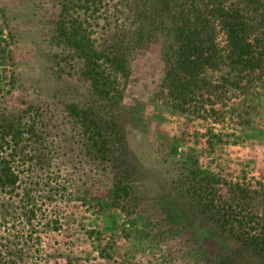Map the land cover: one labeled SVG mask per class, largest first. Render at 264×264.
Masks as SVG:
<instances>
[{"label":"rangeland","instance_id":"obj_1","mask_svg":"<svg viewBox=\"0 0 264 264\" xmlns=\"http://www.w3.org/2000/svg\"><path fill=\"white\" fill-rule=\"evenodd\" d=\"M79 1L0 0V145L6 148L2 137L13 139L1 128L6 120L30 123L43 113L45 128H34L53 144L50 171L72 195L44 206L35 200L62 220L48 227L37 212L30 241L24 189L44 195L46 172L26 164L29 148L21 144L14 168L22 183L0 185V255L15 264H220L219 253L264 227V76L246 89L245 73L209 68L203 78L218 89L198 86L196 102L186 106L167 81V32L153 12L124 17L119 0H103L90 20V5ZM87 38L110 57L128 49L130 70L117 75L120 86L107 99L95 96L82 71ZM217 42L227 45L222 30ZM75 108H92V120L102 121L100 145ZM127 181L124 210L116 189ZM244 189L252 194L241 200ZM206 199L231 206L222 213L227 225L211 228L210 216H202Z\"/></svg>","mask_w":264,"mask_h":264},{"label":"trees","instance_id":"obj_2","mask_svg":"<svg viewBox=\"0 0 264 264\" xmlns=\"http://www.w3.org/2000/svg\"><path fill=\"white\" fill-rule=\"evenodd\" d=\"M63 1L65 4L75 7H78L80 2L79 0ZM102 3L103 0H85L84 4L91 7L89 8L90 20L97 19L93 16H95L94 13L99 10ZM118 6L119 9L116 12L124 17L128 16V13L134 16H142L147 14V11H151V13H154V18L166 29L164 55L168 63L167 81L173 89L176 100L186 106L196 102L194 97L199 90L198 86L218 89L214 82L203 78L204 73L209 68L213 69L222 65L239 73H245L249 79L246 86H244L246 89H251V85L255 82L258 83L264 76V0H119ZM87 24L89 28L92 27L91 23L87 22ZM97 27L100 28V26ZM219 30H222L227 36V45L224 48L217 42ZM92 33L90 30L84 32V34L89 35ZM85 41L87 43L86 50L81 52L82 55L79 57V59L84 60L83 74L91 80L96 93L95 96L107 99L110 95L109 88L118 84V81H116L117 75L120 74L124 77L130 70L127 59L128 49H123L119 56L114 58L106 55L103 50H98L96 44H94L96 43L95 40L87 38ZM70 47L72 46L70 45ZM79 50H82V48H79ZM118 85L120 86V84ZM75 110L77 117L91 123V125H83L85 134H92V139H90L93 143L100 145L101 142L98 141V138L104 137L102 134V121L92 120V108L83 111H78L75 108ZM43 119L44 114L41 113L37 114V117H32L30 123H22L21 119L12 116L6 120L5 126L1 127L5 133L4 135L13 139L5 141L3 137L1 138L6 148L0 145V153L2 154L0 156V185L3 187H6V185L16 187L18 183H22L20 177L17 176V170L14 168L16 163L14 153L23 143L26 148H29V151L22 156L26 164H31L32 167L40 168L46 172V182L43 183L45 187L44 195L38 196L37 199L32 196L36 193V190L30 188L27 191L24 189L26 207L22 209L26 212L22 216L26 219L25 225L28 228L26 232L24 231V235L27 233L26 237L30 241L32 235L36 234L37 227L33 225V221L36 219L37 212L43 213V219H47L48 224H50L48 227L55 224L61 225L62 220L59 211L53 208L46 211L44 208L38 207L35 200L44 206L43 201L52 202L56 201L57 198H62L63 195L65 197L72 196L68 192L69 187L62 184L59 177L50 171L52 157L55 153L54 146L44 139L43 135L45 133L43 131H36L34 128L35 124H39L44 129ZM4 149L11 150V153H6V157ZM105 150L100 149L99 153L103 154ZM24 152H26V149ZM126 183H120V187L116 189L118 193L116 199L123 202L124 206L122 208L124 210H127L130 206V204L125 203V195H123L124 198L120 199V194H129V192H126L127 189L130 190L129 183L128 181ZM33 184L39 186L37 183H32L30 186H33ZM123 186L127 188L125 189ZM242 192L245 196L240 197L241 200H244L248 194H252V191L246 189ZM235 198H237L236 195ZM220 202L223 205L218 206L213 199H206V202L202 204L204 207L202 216H210L207 219L212 224V229L227 225L229 222L226 217L222 216V213L231 206L222 200ZM235 207L241 208L238 205H235ZM244 207H247V205H244ZM245 219L246 221H252L254 217L247 216ZM257 219L261 221V218ZM130 224L137 230L144 229L143 225L136 219H133ZM43 254L46 255L44 252ZM216 255L214 256L216 257ZM242 256H244L242 264H264V227H262L260 235L242 237L238 246H234L228 251L223 250L217 257L221 259L220 264H229L237 257ZM41 258L36 257V261ZM151 260L152 258L148 263L151 264ZM0 264L15 263L8 260L4 261L3 255H0Z\"/></svg>","mask_w":264,"mask_h":264}]
</instances>
